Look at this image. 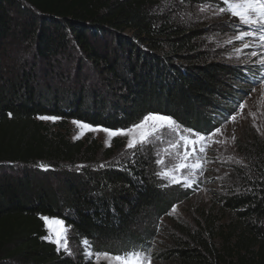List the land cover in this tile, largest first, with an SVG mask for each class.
I'll return each mask as SVG.
<instances>
[{"label": "trees", "instance_id": "trees-1", "mask_svg": "<svg viewBox=\"0 0 264 264\" xmlns=\"http://www.w3.org/2000/svg\"><path fill=\"white\" fill-rule=\"evenodd\" d=\"M206 3L220 4L0 0V264H94L42 240V215L65 219L69 237L94 252L141 245L145 220L154 239L173 205L154 150L72 141L67 123L131 127L159 110L201 133L218 126L243 78L225 82L201 28L180 16ZM39 115L61 119L49 126ZM236 150L243 166L212 205L223 218L200 210L190 228L172 226L174 264H264V140L244 132Z\"/></svg>", "mask_w": 264, "mask_h": 264}, {"label": "rangeland", "instance_id": "rangeland-1", "mask_svg": "<svg viewBox=\"0 0 264 264\" xmlns=\"http://www.w3.org/2000/svg\"><path fill=\"white\" fill-rule=\"evenodd\" d=\"M178 3L180 4V2ZM220 4L218 6L213 4L212 7L203 12L200 11L201 6L191 7L183 5V11L180 16L193 24L194 27L201 28L206 40L203 48L208 52L209 58L225 66L226 73L223 75L225 82L228 77L231 78L234 75H239L243 78L240 79L242 83L237 84V88L240 90H238L239 94H236L238 99L235 102L244 103L245 108L240 109L237 105L236 112L239 113L237 120L235 122L229 121L225 126L224 134L215 137V140H222L223 143H216L213 139H209L205 146V153L200 154L198 160L196 158L192 159V162L198 163L200 167L196 169L195 174L189 177L190 180L194 181L190 188L184 187L183 184L169 185L166 179H161L165 185L164 188L172 192L169 196L176 207V211H172V205L167 217L160 220V228L153 240H149L145 236L147 225L144 223L147 220H145L143 225L137 227V236L142 239L141 245L151 248L153 255L152 264H174L168 253L171 246L172 237L169 236V233L172 226L183 225L190 228L193 216H196V213L200 210L209 212L218 218H223V214H219L218 212L219 208H214L212 205L216 203L219 197L226 195L227 182L234 176L232 169L243 166V160L236 150L238 139L244 132H247L249 134L255 133L264 140V84L259 82L260 77L264 76V65L258 62L261 58H264V45L257 40L252 47L244 48V42L250 38H245V41L236 39L237 32L230 28L229 25L231 23H238V20L235 17H230L228 13L215 15L214 13L217 12L218 7L224 6L222 3ZM236 49H242V51L237 52ZM253 51L258 53L256 57L250 55ZM253 88L256 90L253 91ZM232 109L229 107L230 113ZM42 122L51 126L56 125L58 120L56 122ZM79 132L80 129L72 121L67 123L68 138L72 141L94 139L103 147H109L106 146V141H109L111 144L113 139H120L127 144L128 139L126 136H118L109 140V137L105 133L91 131L86 132L77 139L75 137L79 135ZM135 135L138 137L139 132L135 133ZM165 136L173 142L178 139V137L172 136L170 132L166 133ZM167 147V144H158L155 146H145L144 148L153 149L156 160L158 158L157 154H159L160 158H167V164L164 166L171 167L181 162L175 156H166L165 148ZM182 150L183 145L181 142ZM171 151L174 152L175 149H171ZM164 166L157 164V172L162 171ZM184 174L188 175L187 170H185ZM223 182L226 184H224L225 187L221 188ZM222 222L225 223L226 220L224 219ZM68 239L72 254H67L63 249L60 252H63L70 258L81 255L85 260L94 264H108V261L102 256L99 259L95 256L91 260L86 259L84 254L85 248L82 242H75L69 237V234Z\"/></svg>", "mask_w": 264, "mask_h": 264}, {"label": "snow or ice", "instance_id": "snow-or-ice-1", "mask_svg": "<svg viewBox=\"0 0 264 264\" xmlns=\"http://www.w3.org/2000/svg\"><path fill=\"white\" fill-rule=\"evenodd\" d=\"M218 3H222L223 7H218L215 15L228 13L230 17H235L238 23H231L229 26L237 32L236 39L245 41V38H250L244 42V48H250L258 40L264 45V0H218ZM210 4L201 5L200 11H206ZM237 52L242 49H236ZM251 56L256 57L257 52L250 53ZM261 65H264V58L258 61ZM261 84H264V76L259 79ZM256 89L253 88V91ZM240 109L245 108L244 103L239 101L234 102L233 109L230 114H222L217 118L220 126H216L214 121L211 130L206 129L204 133L194 131L191 128L183 127L180 122L175 120L171 114L161 113L159 110H149L146 115H143L142 119L138 122H134L131 127L122 126H108L94 127L92 123L83 122L79 119H74L72 123L80 129L79 135L75 138H79L86 132H103L109 140L115 137H128L126 150H131L132 155L135 156L137 150L144 148L145 146H155L167 144L165 153L167 157L175 156L178 162L171 167L164 166L167 164V158H160L159 154L156 160L158 165L164 166L162 171H158L156 174L158 178L168 181V184H183L184 187L190 188L194 182L190 180V176L195 174L196 169L200 167L198 163L192 162L193 158L197 160L200 158V154L205 153L206 145L209 139H213L216 143H223L222 140H215L217 135H223L226 124L231 121L237 120L236 106ZM9 117L12 113L8 114ZM37 119L42 121L56 122L61 119L57 115H39ZM259 131V129H257ZM139 132L138 137L135 133ZM171 133L172 136L178 137L173 142L170 138H166V133ZM187 133V135H185ZM235 139V137H233ZM181 142L183 150L181 151ZM106 146H110L109 141H106ZM175 149V151H171ZM42 170H49V165L39 164L37 165ZM105 165H100L104 167ZM78 167H83L80 165ZM187 170L188 175L184 172ZM172 211H176L175 205H173ZM40 219L44 222L47 235L41 237L42 240H46L56 245L57 252L63 249L67 254L71 255V248L68 239V232L71 229L70 225L66 224V220L57 217H49L42 215ZM85 248L86 259L91 260L93 256L99 259L104 257L108 264H152L153 255L151 248L144 245L130 244L124 247L120 251L113 252L109 250H103L94 252L91 242L85 238L82 241Z\"/></svg>", "mask_w": 264, "mask_h": 264}]
</instances>
